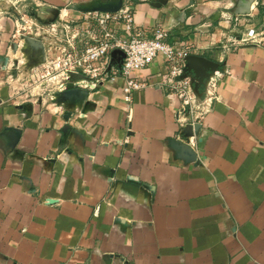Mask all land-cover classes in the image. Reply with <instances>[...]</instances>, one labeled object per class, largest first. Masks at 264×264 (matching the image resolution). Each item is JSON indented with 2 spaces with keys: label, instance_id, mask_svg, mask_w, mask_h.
Listing matches in <instances>:
<instances>
[{
  "label": "crops",
  "instance_id": "crops-1",
  "mask_svg": "<svg viewBox=\"0 0 264 264\" xmlns=\"http://www.w3.org/2000/svg\"><path fill=\"white\" fill-rule=\"evenodd\" d=\"M121 1L30 5L43 25ZM131 3L139 28L228 71L194 151L178 141L191 126L176 97L156 85L130 100L121 77L88 94L31 85L52 40L29 35L44 52L22 55L16 12L0 10V264H264V0ZM250 28L256 41L222 51ZM164 71L157 59L133 75L158 84Z\"/></svg>",
  "mask_w": 264,
  "mask_h": 264
},
{
  "label": "built area",
  "instance_id": "built-area-1",
  "mask_svg": "<svg viewBox=\"0 0 264 264\" xmlns=\"http://www.w3.org/2000/svg\"><path fill=\"white\" fill-rule=\"evenodd\" d=\"M131 1L124 0L114 12L84 11L77 20L35 25L37 32L27 33H42L52 42L46 49L41 70H30L27 76L31 78V85L44 84L49 92L76 86L88 93L121 77L123 95L128 100L135 92L156 85L176 97L177 121L181 126H191L190 135L185 136V127H181L177 138L194 151L200 139L196 128L206 106L215 97L218 80L228 71L218 67L199 85L192 72L186 69L188 55L202 56L197 52L198 47L173 38L170 31L163 28H154L149 33L139 28L134 22ZM234 20L240 22L241 18ZM257 37L255 28L246 29L241 39L221 42V49L227 53L234 45L256 41ZM115 51L118 53L114 56ZM157 59L165 67L158 84L133 75L134 71L150 67Z\"/></svg>",
  "mask_w": 264,
  "mask_h": 264
},
{
  "label": "water",
  "instance_id": "water-1",
  "mask_svg": "<svg viewBox=\"0 0 264 264\" xmlns=\"http://www.w3.org/2000/svg\"><path fill=\"white\" fill-rule=\"evenodd\" d=\"M122 5V1L117 4H104L98 7H94L92 9H85L83 11H104V12H114L117 11ZM25 42L27 44V48L32 57H37L42 55L44 52L43 44L37 38L27 36L25 37ZM117 51L113 53V55H117ZM219 67V64L215 61H211L202 56L188 55L186 57V69L192 72L193 76L198 80L199 85L203 83V81ZM82 94H88L86 90H81ZM191 134V127H187L184 130V135L188 136ZM183 144V143H182ZM186 150L189 152L191 149L183 144Z\"/></svg>",
  "mask_w": 264,
  "mask_h": 264
},
{
  "label": "rangeland",
  "instance_id": "rangeland-1",
  "mask_svg": "<svg viewBox=\"0 0 264 264\" xmlns=\"http://www.w3.org/2000/svg\"><path fill=\"white\" fill-rule=\"evenodd\" d=\"M32 0H0V10H4L6 12H10V9L12 11L16 12V21L18 24V27L20 28V31L22 34H24V37L29 36L31 34H28L30 30L33 32H37L35 28L36 23H34V20L32 19V14H31V3ZM28 20V22H26ZM30 20V21H29ZM35 35L34 37L37 36V38L42 37V33H33ZM23 37V38H24ZM28 48L27 46H22L21 47V53L24 55V53H29L26 51ZM39 67V66H38ZM41 70L42 64H40L39 67Z\"/></svg>",
  "mask_w": 264,
  "mask_h": 264
}]
</instances>
